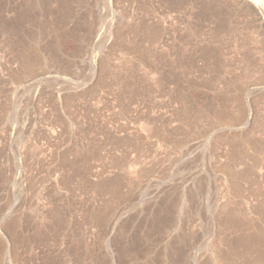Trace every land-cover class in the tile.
Here are the masks:
<instances>
[{
    "label": "rangeland",
    "instance_id": "rangeland-1",
    "mask_svg": "<svg viewBox=\"0 0 264 264\" xmlns=\"http://www.w3.org/2000/svg\"><path fill=\"white\" fill-rule=\"evenodd\" d=\"M255 8L0 0V264H264Z\"/></svg>",
    "mask_w": 264,
    "mask_h": 264
},
{
    "label": "bare ground",
    "instance_id": "bare-ground-1",
    "mask_svg": "<svg viewBox=\"0 0 264 264\" xmlns=\"http://www.w3.org/2000/svg\"><path fill=\"white\" fill-rule=\"evenodd\" d=\"M249 2H252V4L254 5V7H258V6H260V7H263V8H261V9H263L264 10V0H248ZM252 6V5H251ZM253 7V6H252ZM255 8V9H256ZM258 11H260V10H258ZM254 12H255V10H254ZM260 13H261V11H260ZM264 15V14H263ZM258 19H260V18H258ZM264 45V44H263ZM25 54V53H24ZM30 59V58H29ZM247 59H249V58H247ZM261 59H262V57H261ZM31 60V59H30ZM260 60V59H259ZM258 60V61H259ZM26 61V60H25ZM257 61V62H258ZM29 62H26V64H28ZM25 64V65H26ZM30 64V63H29ZM249 64V63H248ZM255 64V63H254ZM31 65H32V63H31ZM245 65V64H244ZM252 65V64H251ZM256 65V64H255ZM247 66V65H246ZM27 67H28V65H27ZM32 68V67H31ZM255 73V72H254ZM259 74H260V72H259ZM261 75V74H260ZM251 78V77H250ZM252 79V78H251ZM256 79V78H255ZM261 79V78H260ZM258 81V80H257ZM261 81V80H260ZM250 143V142H249ZM255 146V145H254Z\"/></svg>",
    "mask_w": 264,
    "mask_h": 264
}]
</instances>
